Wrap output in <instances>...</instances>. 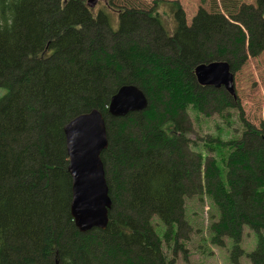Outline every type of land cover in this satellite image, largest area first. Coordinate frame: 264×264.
<instances>
[{"label": "trees", "instance_id": "obj_1", "mask_svg": "<svg viewBox=\"0 0 264 264\" xmlns=\"http://www.w3.org/2000/svg\"><path fill=\"white\" fill-rule=\"evenodd\" d=\"M211 1L190 25L170 2L169 30L156 8L113 0L105 5L117 9L116 28L107 11L93 12L84 0H0V88L7 90L0 98V264H175L182 246L174 227H187L185 199L200 195L219 213L213 245L229 239L231 262L239 264L246 226L257 248L245 257L264 264V124L251 125L234 98L199 86L193 74L198 64L219 61L233 73L264 52V0ZM128 85L143 92L147 108L109 117L110 98ZM91 110L105 121L100 159L111 208L105 230L80 233L70 216L63 127ZM236 110L240 133L229 122ZM189 112L226 120L205 154L191 147ZM154 216L166 227L160 238Z\"/></svg>", "mask_w": 264, "mask_h": 264}, {"label": "rangeland", "instance_id": "obj_2", "mask_svg": "<svg viewBox=\"0 0 264 264\" xmlns=\"http://www.w3.org/2000/svg\"><path fill=\"white\" fill-rule=\"evenodd\" d=\"M230 1V0H227ZM241 4L252 5L256 4V0H236ZM86 3V0H84ZM116 7H131L138 6L143 9L156 8L158 15L164 21L169 30L173 28V19L168 12L169 3L177 4L184 12L186 22L190 25L193 16L199 8L209 10L213 8L211 0H113ZM235 1L228 2L230 7ZM99 10L107 11L113 19V27H117V9L110 10L106 8L104 3H97L93 12ZM234 74L235 96L238 105L240 106L241 116L251 125L257 127L261 123L264 124V52H261L257 57L248 56L245 64L239 67ZM7 93V90L0 88V98ZM239 111H231L230 126L238 133L241 132V125L238 122ZM191 122V133L188 135L191 141V147L195 151H200L205 154L207 150L204 148V143L207 147L214 146V143H209V139H215L219 136L218 127L220 130H226V120L217 114L210 117L195 115L192 112L188 113ZM228 131V130H227ZM229 139H224L226 142ZM207 157L214 154L210 151ZM185 216L184 220L187 227H174L176 233V244L182 248L175 247L176 252L172 254V245L166 249L168 257L173 256L175 264H233L231 262L232 242L224 238L223 245L215 246L212 243V233L210 227L218 221L219 213L216 210L212 200L206 195L189 196L185 199ZM151 224L155 227L158 237H162L166 227L163 223L154 216L151 219ZM177 231V232H176ZM240 247L242 249V257H239V264H251L250 260L245 257L257 248V237L246 226L243 227L242 239ZM164 248V245H163Z\"/></svg>", "mask_w": 264, "mask_h": 264}, {"label": "water", "instance_id": "obj_3", "mask_svg": "<svg viewBox=\"0 0 264 264\" xmlns=\"http://www.w3.org/2000/svg\"><path fill=\"white\" fill-rule=\"evenodd\" d=\"M107 0H86V7L93 10L97 3ZM201 87L223 89L236 99L234 74L227 62L198 64L193 71ZM148 100L136 86H122L110 98L107 115L122 118L145 110ZM67 171L71 178L70 216L80 233L92 229L105 230L111 200L105 170L100 156L108 141L104 117L97 110L75 116L63 127Z\"/></svg>", "mask_w": 264, "mask_h": 264}, {"label": "bare ground", "instance_id": "obj_4", "mask_svg": "<svg viewBox=\"0 0 264 264\" xmlns=\"http://www.w3.org/2000/svg\"><path fill=\"white\" fill-rule=\"evenodd\" d=\"M128 86H130V85H128Z\"/></svg>", "mask_w": 264, "mask_h": 264}]
</instances>
